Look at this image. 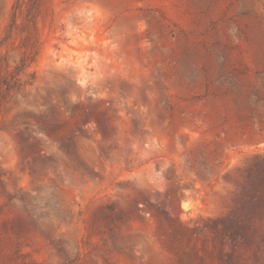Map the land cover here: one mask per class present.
Segmentation results:
<instances>
[{
	"label": "rangeland",
	"instance_id": "rangeland-1",
	"mask_svg": "<svg viewBox=\"0 0 264 264\" xmlns=\"http://www.w3.org/2000/svg\"><path fill=\"white\" fill-rule=\"evenodd\" d=\"M0 264H264V0H0Z\"/></svg>",
	"mask_w": 264,
	"mask_h": 264
},
{
	"label": "trees",
	"instance_id": "trees-1",
	"mask_svg": "<svg viewBox=\"0 0 264 264\" xmlns=\"http://www.w3.org/2000/svg\"><path fill=\"white\" fill-rule=\"evenodd\" d=\"M36 53L29 57V61L24 56L15 64L12 73L0 76V108L3 103L8 102L13 94H15L24 85L30 84L35 75L33 72L28 73V78L23 79L20 72L28 66V62L35 59Z\"/></svg>",
	"mask_w": 264,
	"mask_h": 264
}]
</instances>
